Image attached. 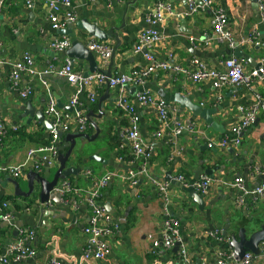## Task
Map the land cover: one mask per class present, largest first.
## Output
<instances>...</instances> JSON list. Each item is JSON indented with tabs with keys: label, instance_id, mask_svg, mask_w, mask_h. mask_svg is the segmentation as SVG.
<instances>
[{
	"label": "crops",
	"instance_id": "crops-1",
	"mask_svg": "<svg viewBox=\"0 0 264 264\" xmlns=\"http://www.w3.org/2000/svg\"><path fill=\"white\" fill-rule=\"evenodd\" d=\"M156 0H125L122 4L107 5L104 0L87 3L86 0H72L76 22L69 32H56L49 20L50 10L48 0H35L33 9H29L24 0H7L0 14V115L9 125H20L19 133H12L0 143V167L21 165L25 162L29 150L45 145L50 141L52 119L46 115L49 97H53L57 109L62 113H71L70 99L73 95L72 87L57 75V71L66 59H71L67 52L56 53L50 48L54 39L68 37L87 43L90 38L107 43L114 49V55L107 64L98 61L94 74L110 73L115 78L130 75L138 67H146L148 62L144 53H135L134 46L140 32L149 28L145 19L152 13ZM172 6V13L166 21L155 27L164 36V42L152 49L158 60H166L168 54L174 56V62L182 67H188L194 57L201 59L208 68L220 69L221 63L236 51L217 41L213 31V19L208 12L187 16L190 0H164ZM219 6L226 11L231 20V29L237 41L251 38L259 33L260 46L241 45L239 51L255 59L254 65L248 64L247 71H252L264 60V16L255 7L254 0H217ZM63 9L61 16L66 12ZM85 24L95 25L107 34V40L90 37ZM66 30V31H67ZM116 34V36H115ZM195 41V44L192 43ZM71 49V48H70ZM90 51V50H89ZM25 53H30L39 71H54L42 75L47 86L42 85L37 77L23 75L22 85L31 89L32 94L22 99L19 92L10 84L11 69L15 62L22 59ZM74 67L82 73L88 72L89 63L82 59H74ZM97 95L96 103L89 104L83 96L85 111L93 113L92 120L100 129L97 139H103V147L89 152L85 162H79L80 173L71 177L75 185L89 189L92 187L90 179L84 176L86 170H92L96 179L109 171H139L141 164L136 161H118L117 155L130 157V147L121 134L128 126L127 119L116 105L120 89L112 88L107 83L92 87ZM149 91L152 95L166 99L177 109V117L185 121L196 123L198 133H184L175 144H168L165 139H156L155 130L160 122L152 108H137L140 116L142 135L150 143L154 158L151 169L159 181H165L168 173L172 178L180 173L189 181L197 182L196 172L199 163L206 160L205 171H213V185L210 193L205 197L207 205L204 211L188 197L185 189L180 185L169 183L168 198L171 214L181 222V234L184 246L192 264H215L217 253L222 250L221 244L206 236L214 229H223L227 221L235 215L245 222L256 219L264 213V198L254 201L250 196H243L233 183L236 177H242L249 189L253 190L264 181L263 175H256V167L264 168V118L260 117L243 136L242 143L237 150L230 148L209 149L211 139L220 140L231 125L238 122L242 116L238 113V106L249 105L256 94L264 98V81H255L251 89L240 88L238 97L234 98L230 91L225 92L224 101L216 106L214 101L208 100L214 93L210 83L192 86L183 76H176L168 72H158L148 79L144 85L128 86L126 92L134 97L140 91ZM193 97V103L200 106L207 103L203 109L213 110L212 120L222 129L216 130L202 118L194 115L189 109H183L175 102V95ZM31 100L33 107L42 109L45 121L37 118L31 120L25 117L21 106L24 101ZM102 102V106L100 104ZM102 108V110H101ZM103 113L102 116L100 113ZM74 134V133H69ZM95 136L97 130L87 132ZM111 137H117L121 143L116 144ZM84 142V141H83ZM78 140V144L83 143ZM86 144V142H85ZM106 145V146H105ZM123 146L120 151L119 146ZM119 148V151H118ZM182 149L173 159L170 155ZM121 153V154H120ZM97 154L100 159L90 160ZM40 158V156H38ZM53 174H54V169ZM26 169L20 179H17L22 190L28 189V173ZM44 172L40 173L44 175ZM207 176L202 174L199 180ZM53 175L51 176L52 179ZM11 178L0 172V200L12 198V204L23 208L27 205L24 199L14 198V185ZM198 180V181H199ZM71 201L60 204L52 202L46 209H37L32 213L20 211L16 217L15 226L8 227L0 222V255L8 245L16 240V227H29L36 232L34 243L37 251L35 258L17 264H188L180 261L179 252L172 249H158L153 253V242L161 237V224L165 219V202L157 194V189L146 178H140L137 189H130L126 183L117 179L102 191V203L112 220L119 224L120 231L111 241L112 255L98 261L85 259L87 238L83 233L91 219V210L87 204L78 209L71 206ZM216 202L212 207L210 203ZM34 204H42L34 200ZM47 210L52 212H47ZM243 213L245 216H243ZM255 264H264V260Z\"/></svg>",
	"mask_w": 264,
	"mask_h": 264
},
{
	"label": "built area",
	"instance_id": "built-area-1",
	"mask_svg": "<svg viewBox=\"0 0 264 264\" xmlns=\"http://www.w3.org/2000/svg\"><path fill=\"white\" fill-rule=\"evenodd\" d=\"M6 1L0 0V14ZM24 1L29 9L34 8L35 0ZM98 1L100 0H86L90 4ZM104 1L110 6L112 4H122L125 0ZM47 5L50 10L49 20L54 31L65 30L70 24L76 22L72 0H48ZM258 6L262 17V15L264 16V0H259ZM188 7L187 16L209 12L213 19V31L217 41L221 44H227L230 49L235 50L241 45L260 46L259 33H255L251 38L237 41L231 29V20L226 11L219 6L217 0H190ZM63 9L67 11L61 16ZM171 13L172 6L170 3L164 0L155 1L152 13L148 14L145 19L150 27L139 33L134 46L135 53H144L148 65L146 67H138L130 75L109 78L106 74L99 73L85 76L84 73L75 69L71 59H66L57 71V75L64 79L73 89V95L70 99L72 112L62 113L57 109L53 97L50 96L46 109V115L52 119L49 145L29 150L25 162L21 165L0 167L1 173L14 180L20 179L26 169H31L37 173H42L47 168L55 169L60 155L59 143L62 140L60 135L69 133L87 134L92 127L91 119L87 111H85V103L82 97L86 96L89 104H95L97 95L92 90V87L97 84L107 83L112 88L120 89L116 105L128 122V126L125 132L121 134V137L128 142L131 153L127 159L123 157V153H120V156L117 155V160L120 162L127 160L130 164L139 161L141 169L139 171L129 170L124 172L109 171L99 179L94 177L92 170H86L84 176L91 180V188H80L75 185L74 181L67 178L60 180L53 190L60 197L62 203L65 204L72 200L71 206L75 209H78L82 204H87L91 210L92 216L89 225H86L83 229V233L87 238V250L85 251V259L87 261L91 259L101 261L109 258L112 255L111 241L116 238L120 231L119 224L112 220V216L102 203V191L107 189L117 179L126 183L130 189H137L140 184V178L144 177L156 187L157 194L165 202V219L161 224V237L153 242V253H156L161 248L172 249L179 243L180 261L192 264L184 246L181 222L178 217H174L171 214L169 208L168 189L170 182L159 181L152 172L151 164L154 152L151 144L147 143L142 135L137 108H152L155 110L160 125L155 130L154 137L158 140L165 139L168 144H175L177 139L184 133H198L197 125L193 121H185L178 118L175 105L166 99L154 96L149 91L143 90L136 93L134 97H130L126 92L127 87L144 85L156 73L160 71L168 72L176 76H183L192 86L210 83L214 93L208 100L214 101L217 106L224 101L226 91H230L232 96L237 98L240 88L251 89L255 81H264V60L260 62V66L257 69L255 68L252 71H247L248 60L244 57L237 58L236 56L225 59L221 63L220 69L208 68L198 57H194L188 67H182L174 62V56L171 53L168 54L166 60H158L152 49L163 44L164 36L155 27L163 24ZM192 43L195 44V41L192 40ZM85 45L98 56L103 65L107 64L114 55L113 47L94 38H90ZM50 48L56 53H65L71 48V41L68 37L54 39L50 43ZM52 71H54L53 67L49 71H39L31 54L25 53L22 59L15 62L12 66L10 84L14 90L19 92L21 98L25 100L32 94V91L22 85L23 75L37 77L42 85L47 86V83L42 79V75ZM206 103H201L200 106L204 107ZM238 113L242 118L231 125L228 132L220 140L211 139L208 142L209 149L220 148L226 150L230 148L233 151L237 150L242 143V136L256 124L260 117L264 118V98L256 94L251 104L238 106ZM20 128V125H9L0 115V143L9 136L10 132H18ZM119 147L120 151L123 150L122 145ZM181 153L182 149L175 151L170 155V159ZM255 174L264 176V168L256 167ZM173 181L181 184L184 189L193 187L205 197L210 193L213 185L212 179L208 175L203 176L192 185L182 173L174 177ZM233 186L243 196H250L254 201L264 198V181L260 186L251 190L247 187L242 177H236ZM51 206L52 201L50 200L44 204L25 205L18 211L11 201L0 200V222L12 228L15 226L16 217L20 211L32 213L37 209H46ZM16 231L18 233L16 240L11 242L4 253L0 255V264H17L31 260L36 256L37 251L34 246L37 236L36 232L29 227H16ZM206 236L224 246L217 253L215 264H255L264 260V242L259 246V255L247 253L240 258L232 248H225L230 239L223 229H214L208 232ZM51 264L58 263L52 262Z\"/></svg>",
	"mask_w": 264,
	"mask_h": 264
},
{
	"label": "water",
	"instance_id": "water-1",
	"mask_svg": "<svg viewBox=\"0 0 264 264\" xmlns=\"http://www.w3.org/2000/svg\"><path fill=\"white\" fill-rule=\"evenodd\" d=\"M258 1L259 0H254V2L256 3L255 7L259 8ZM71 25L72 24L68 26V30H70V28L72 27ZM67 29L62 30L61 33L69 32ZM85 29L88 31L90 37L95 36L99 39L107 40L108 35L105 34L101 29L97 28L95 25L85 24ZM67 54L73 62L74 59L77 58L85 60L89 63V69L88 72L85 73V76L94 74L97 71V58L91 51H89L85 43H81V41L74 39L71 44V49L67 51ZM236 57H244L252 65H254V62H256L252 57L242 54L239 51V48H237ZM259 66L260 65L256 64V69ZM107 76L111 77L112 75L108 73ZM175 102L179 104L181 108L191 110L194 115L202 116V118H204L207 123L212 125L216 130L222 129L219 125H217L215 121L212 120L211 116L212 114H214L213 110L203 109L201 106L193 103V97H185L180 94H176ZM100 104L102 106V102H100ZM20 109L24 112L25 117L30 116L31 120L33 118H37L41 122L45 121L43 110H37L35 107H33L31 100L24 101ZM102 114L103 113L101 112L100 115L102 116ZM88 116L91 119L92 127L97 130L98 134L93 137L88 134H61L60 137L62 140L59 143L60 155L58 158V165L54 169V174L51 168H47L44 175H41L37 172L28 173L27 179L29 181V184L26 191L21 189L20 184L19 182H17V180L11 179L10 181L15 187L13 196L24 200H39L42 204L47 203L50 200L52 202L60 204V197L53 192L54 188L60 180L78 176L81 171L79 162L84 163L86 154L90 152L85 142L92 143L96 141L100 134L99 127L92 120V117H94L95 115L93 113H90ZM78 140L84 142L78 144ZM89 159L98 160L100 158L97 154H94L90 156ZM205 164L206 160L202 159L199 163L200 169L196 172L194 180L198 181L202 174H206L211 177L213 176V171H205L203 169V166ZM52 175L53 177L51 179ZM165 181L170 182L172 185L182 186L181 184L173 181L170 173H168ZM195 182L190 181V184L192 185ZM185 191L188 194V197L193 201V203L198 205L199 210L204 211L206 209L208 204H206L205 202V196L199 194L193 187H189L185 189ZM215 204L216 202H213L210 203L209 206L212 207ZM49 212L52 211L47 210L46 213L49 214ZM243 216H245L244 213ZM223 230L230 239L228 245H226L225 248H232L240 258L244 257V255L247 253L259 255V246L264 242V213L256 219H250L248 222H245L240 216L235 215V217L231 221L229 220L226 222ZM14 235L15 237H17V231H15ZM174 251H176L177 253L180 251L179 243H177L174 247Z\"/></svg>",
	"mask_w": 264,
	"mask_h": 264
},
{
	"label": "rangeland",
	"instance_id": "rangeland-1",
	"mask_svg": "<svg viewBox=\"0 0 264 264\" xmlns=\"http://www.w3.org/2000/svg\"><path fill=\"white\" fill-rule=\"evenodd\" d=\"M103 143H104L103 139H97L96 141H94L92 143H86V144H87L88 150L90 152H93V151H96L98 148H102L103 147ZM37 192H38V190H37ZM13 199H15L17 201L19 198H16L14 196ZM28 202H34V200L33 199H29Z\"/></svg>",
	"mask_w": 264,
	"mask_h": 264
},
{
	"label": "trees",
	"instance_id": "trees-1",
	"mask_svg": "<svg viewBox=\"0 0 264 264\" xmlns=\"http://www.w3.org/2000/svg\"><path fill=\"white\" fill-rule=\"evenodd\" d=\"M91 129H93V127H91ZM20 131H22L21 129L18 131V132H12L13 134L14 133H19ZM11 134V133H10ZM9 134V135H10ZM111 139L114 141V142H116V144H118L119 145V143H121V141L120 140H118V138L117 137H111ZM49 143H50V141L49 142H47L45 145H49ZM108 188V187H107ZM12 198H10V199H8L7 201H11V202H13L12 200H11ZM5 201V200H4ZM26 202H27V205L28 206H31V205H33V202H28V200H25ZM14 207H15V209L16 210H20L21 209V207L20 206H18V205H16V204H14Z\"/></svg>",
	"mask_w": 264,
	"mask_h": 264
}]
</instances>
